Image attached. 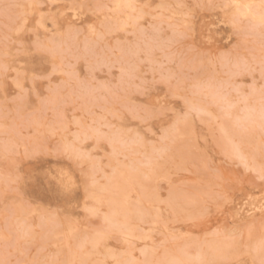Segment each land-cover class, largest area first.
Segmentation results:
<instances>
[{
    "label": "rangeland",
    "instance_id": "374dc122",
    "mask_svg": "<svg viewBox=\"0 0 264 264\" xmlns=\"http://www.w3.org/2000/svg\"><path fill=\"white\" fill-rule=\"evenodd\" d=\"M262 262L264 0H0V264Z\"/></svg>",
    "mask_w": 264,
    "mask_h": 264
},
{
    "label": "snow or ice",
    "instance_id": "6c2138e0",
    "mask_svg": "<svg viewBox=\"0 0 264 264\" xmlns=\"http://www.w3.org/2000/svg\"><path fill=\"white\" fill-rule=\"evenodd\" d=\"M262 264H264V262H262Z\"/></svg>",
    "mask_w": 264,
    "mask_h": 264
},
{
    "label": "bare ground",
    "instance_id": "6f19581e",
    "mask_svg": "<svg viewBox=\"0 0 264 264\" xmlns=\"http://www.w3.org/2000/svg\"><path fill=\"white\" fill-rule=\"evenodd\" d=\"M55 47V46H54Z\"/></svg>",
    "mask_w": 264,
    "mask_h": 264
}]
</instances>
